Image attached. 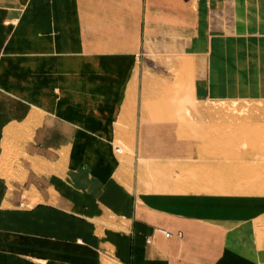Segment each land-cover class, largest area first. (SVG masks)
Returning a JSON list of instances; mask_svg holds the SVG:
<instances>
[{
  "label": "crops",
  "instance_id": "obj_1",
  "mask_svg": "<svg viewBox=\"0 0 264 264\" xmlns=\"http://www.w3.org/2000/svg\"><path fill=\"white\" fill-rule=\"evenodd\" d=\"M201 2L200 13L264 14V0ZM193 5L0 0V264H264L227 222L120 177L115 142L141 125L139 55Z\"/></svg>",
  "mask_w": 264,
  "mask_h": 264
},
{
  "label": "rangeland",
  "instance_id": "obj_2",
  "mask_svg": "<svg viewBox=\"0 0 264 264\" xmlns=\"http://www.w3.org/2000/svg\"><path fill=\"white\" fill-rule=\"evenodd\" d=\"M193 1V13L139 55L141 125L130 143L115 142L120 177L138 196L227 222L262 253L264 222L251 212H264V14L200 13L203 0Z\"/></svg>",
  "mask_w": 264,
  "mask_h": 264
},
{
  "label": "bare ground",
  "instance_id": "obj_3",
  "mask_svg": "<svg viewBox=\"0 0 264 264\" xmlns=\"http://www.w3.org/2000/svg\"><path fill=\"white\" fill-rule=\"evenodd\" d=\"M158 143H159V141H158ZM151 144H154V146L156 147V150L157 149H159L160 147L159 146H157V144L156 143H151ZM155 149V148H154ZM151 150V149H150ZM165 150V149H164ZM169 150H170V152L171 153H177V154H182L183 153V155L187 152V150H188V148L185 146V145H182V146H179V147H176L175 145H173V144H170L169 145ZM165 151H167L168 152V150H165ZM150 153V152H149ZM148 153V154H149ZM158 153V152H157ZM225 165H226V163H225ZM251 216H256V218L258 219V221L259 222H264V212H262V213H260V214H256V213H254L253 211L251 212ZM255 218V217H254Z\"/></svg>",
  "mask_w": 264,
  "mask_h": 264
},
{
  "label": "built area",
  "instance_id": "obj_4",
  "mask_svg": "<svg viewBox=\"0 0 264 264\" xmlns=\"http://www.w3.org/2000/svg\"><path fill=\"white\" fill-rule=\"evenodd\" d=\"M163 234H164L165 237H170V235H171V234L168 233V232H163Z\"/></svg>",
  "mask_w": 264,
  "mask_h": 264
}]
</instances>
